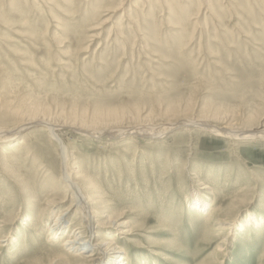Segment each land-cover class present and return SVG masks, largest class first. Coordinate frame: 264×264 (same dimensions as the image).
Returning <instances> with one entry per match:
<instances>
[{
	"label": "rangeland",
	"instance_id": "rangeland-1",
	"mask_svg": "<svg viewBox=\"0 0 264 264\" xmlns=\"http://www.w3.org/2000/svg\"><path fill=\"white\" fill-rule=\"evenodd\" d=\"M109 110L264 125V0H0V131L14 111L50 127L0 145V264L60 254L69 232L86 231L66 177L77 168L103 217L127 223L99 230L116 235L124 264H264V141L236 145L184 125L154 138L91 135L112 130L92 123ZM193 194L232 225L189 208ZM69 207L64 237L49 240Z\"/></svg>",
	"mask_w": 264,
	"mask_h": 264
},
{
	"label": "bare ground",
	"instance_id": "bare-ground-1",
	"mask_svg": "<svg viewBox=\"0 0 264 264\" xmlns=\"http://www.w3.org/2000/svg\"><path fill=\"white\" fill-rule=\"evenodd\" d=\"M23 105H24V103H23ZM44 110H46V109H44ZM182 116L184 117V115H182ZM3 117H4L3 115L0 116V119H2ZM5 117H9L10 121L13 122L14 127H12L11 129L5 130L3 132H1L2 129H0L1 130L0 131L1 132L0 133V145L1 144L2 145L13 144L20 137V135L25 130H27L30 126L47 125V127H49L48 124L45 123V121H41V120H37V119L35 121H31L32 119L27 120V121L22 120V118L24 116H22L21 112H19V111L8 112V114H6ZM176 118L178 119V117H176ZM176 118H175V120H176ZM132 119H134V121ZM173 119H174V116H173ZM184 119L185 118H183V120L181 119L180 122H175L174 120H171V119H163L162 123H161L162 125H161V124H157V122H155L154 119H153L154 120L153 121L150 119L139 120L137 118H130V117L128 118L127 116H125L120 111L109 110L106 113H104L103 115H99L96 119H94L92 121V123H94V125H93L94 127H96L97 125H100L103 127L104 126L105 127L110 126L112 128V130L104 129V130H100L99 132L97 131L96 133H98V134L92 133L91 135L96 136V135H99V134L102 135L105 133V135L107 134L108 137H111L113 139L126 138V137L131 138V137H135L136 135L154 138V136H164V135L168 134L169 132H171L173 129L177 128L178 126L184 125V126L193 127V128L197 127L202 132H207L209 134H212L213 136L225 139L228 142L236 144V145L246 144L247 142L250 143V142L256 141V140L264 141V125H262L260 127H256V128H250L247 126H242V125H240V123L239 124H231V122H229L227 120V121H224V123H222L221 126L219 125L220 123H218L219 126H216V124L212 125L210 123H207V121H201V120L188 121V119L187 120L186 119L184 120ZM222 120H224V119H222ZM129 122L133 123L132 124L133 127L129 126V124H130ZM77 125H78V123H77ZM84 126H85V124H84ZM52 127H54L53 131L57 130L59 128L58 126H52ZM49 129H50V127H49ZM76 130H78V129H76ZM88 135H90V134H88ZM84 137H85V135H84ZM51 139H52V137H51ZM55 139H57V138L55 137ZM22 145H23L22 143H18V145H15V147H12L11 150L15 156L17 155V151L18 152L21 151ZM3 152H4V154H7V153H5V151H3ZM62 155L64 157H66L65 156V150H63ZM231 171H233V170H231ZM74 175L76 177H75V180H73V181L70 180V177H69L70 175L67 174V176L66 175H64V176L67 177L69 182L71 181L70 182L71 188L76 190L81 196L80 200L82 201L83 205L82 204H79V205L75 204L76 207L74 208L75 209L74 214H77L79 212V214L81 215L80 221H79L80 226L82 227L83 224L86 225V231L85 230L82 231L81 228H77V229H75L76 231L69 232L68 236L63 238L64 234L62 233V226L69 216L68 211H69L70 207L67 208L64 212H62L58 215V217L54 221L53 225L49 228V233L47 236V238L51 241L52 240L60 241L63 238L62 239V241H63L62 248L64 249V251L60 254H54V253L51 254L50 253L51 254L50 256H43L36 263H33V264H124V261L126 260L124 252L121 249H119L118 247H116L115 244L113 243V240H114L113 238L116 237V235H113L112 239L108 241V240H105V239L99 237V230H100V228H108L109 227V228H113L114 230H116V232L117 231L119 232V230H120L119 228L126 226L127 223L125 221H121V218L123 216L118 217L117 219H113L111 217V215L108 214L105 217H103L104 216V212H103L104 208H102L100 206V198L97 194H95V192L93 191L94 189H92L94 187V184H92V182L89 181L87 175H85L83 172H81L78 168H77L76 172L74 173ZM226 177H228L227 174H226ZM79 183L84 184L83 186H84L85 194L84 193L82 194ZM208 188L209 187L205 186L203 188V190L208 189ZM49 203H51V202H49ZM49 205H52V204H49ZM80 205H82L83 207H80ZM89 206H90V208H89ZM189 208H191L193 211H195L198 214L210 212L211 216H209V218L214 219L213 223H215V225L218 227H225V226L230 227L232 225L231 221L228 222V219H229L228 217H222L223 213L221 211V207L220 208H211L209 203L206 201V199H204L203 196H200L198 194H193L191 196V203L189 205ZM207 209H209V211H207ZM38 210H40V209H38ZM70 211L72 212V209H70ZM90 217L92 218V222H89ZM101 217H102V219H101ZM252 219L254 221V218L250 217L249 222H253ZM210 220H209V223H210ZM38 221H40V219H38ZM100 221H102V222L100 223ZM98 222L103 227H100V224ZM249 222H247V223H249ZM70 226L71 225H69V227ZM255 226L258 227V223L255 222ZM210 230H208V231H210ZM120 234H126V231H122ZM11 241L13 243L16 241V239H13ZM64 252H66V253H64Z\"/></svg>",
	"mask_w": 264,
	"mask_h": 264
}]
</instances>
